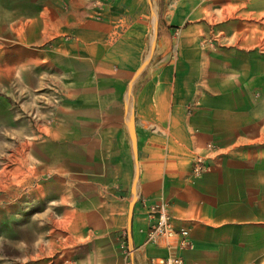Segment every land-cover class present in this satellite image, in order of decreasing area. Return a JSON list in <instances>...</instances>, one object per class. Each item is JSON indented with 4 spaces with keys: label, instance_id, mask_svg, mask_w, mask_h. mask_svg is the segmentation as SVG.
<instances>
[{
    "label": "rangeland",
    "instance_id": "obj_1",
    "mask_svg": "<svg viewBox=\"0 0 264 264\" xmlns=\"http://www.w3.org/2000/svg\"><path fill=\"white\" fill-rule=\"evenodd\" d=\"M241 1L90 0L85 18L106 22L115 37L125 27L136 34L119 39L131 68L114 62L112 84L95 63L88 87L74 76L80 52L53 11L65 12L64 0H0V264H22L27 246L57 247L58 223L37 216L39 184L79 164L80 153H106L113 125L132 138L142 90L162 92L163 119L174 85L187 111L196 104L223 111L226 140L219 144L225 153L264 167V17L244 31L254 44L240 46ZM177 63L180 79L174 78ZM89 89L106 107L92 121L75 106ZM208 143L209 151L217 147Z\"/></svg>",
    "mask_w": 264,
    "mask_h": 264
},
{
    "label": "crops",
    "instance_id": "obj_2",
    "mask_svg": "<svg viewBox=\"0 0 264 264\" xmlns=\"http://www.w3.org/2000/svg\"><path fill=\"white\" fill-rule=\"evenodd\" d=\"M64 1L65 12L53 11L59 21L64 20L61 29L71 35L80 52L75 78L90 87L88 79L97 63L113 84L114 62L124 71L131 68L125 64L119 39L136 32L125 27L115 37L106 22L85 18L90 0ZM263 4L264 0L240 2V19L235 24L240 46L254 44L244 31L256 17H264V12H257ZM175 71L174 78L180 79L181 63ZM175 89L174 85L169 93L172 101L165 119L167 108L157 101L162 92L158 97L155 87L142 90L136 96L138 118L132 138L124 126L113 125L116 133L106 153H80L79 164L59 168L56 177L41 181L42 205L37 216L58 223L57 247L51 251L46 244L27 246V260L22 264H45L46 259L54 264H150L153 257L165 253L162 247L143 244L146 207L156 202L166 205L175 226L188 229L190 246L180 252L184 260L264 264V167L242 159L241 153H225L219 144L226 140L224 112H210L201 104L187 111ZM88 92L75 106L88 111L85 117L92 121L95 111L106 107ZM163 125L168 129H162ZM206 142L217 147L209 151L204 148ZM197 157L204 158L209 167L195 176L191 167ZM122 229L127 231L125 241ZM16 251L22 257L21 249Z\"/></svg>",
    "mask_w": 264,
    "mask_h": 264
},
{
    "label": "built area",
    "instance_id": "obj_3",
    "mask_svg": "<svg viewBox=\"0 0 264 264\" xmlns=\"http://www.w3.org/2000/svg\"><path fill=\"white\" fill-rule=\"evenodd\" d=\"M206 147L210 148V143H207ZM208 167L204 158L197 157L192 163L191 173L197 176L205 172ZM146 217L143 244L162 247L165 251L164 255L153 257L150 264H200L184 260L181 257L180 252L190 246L188 229L173 224L166 205L160 202L147 205ZM120 235L124 241L128 239L125 229L121 230ZM124 241H122V245H125Z\"/></svg>",
    "mask_w": 264,
    "mask_h": 264
}]
</instances>
